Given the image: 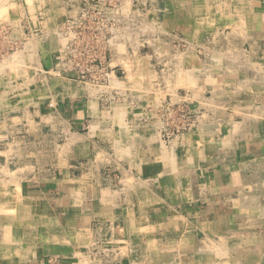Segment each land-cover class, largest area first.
<instances>
[{"label":"crops","instance_id":"obj_1","mask_svg":"<svg viewBox=\"0 0 264 264\" xmlns=\"http://www.w3.org/2000/svg\"><path fill=\"white\" fill-rule=\"evenodd\" d=\"M225 2L152 6L159 20L135 40L152 53L110 54V90L46 74L62 0H0V61L19 55L28 80L0 88V117L17 111L0 127L22 132L0 135V182L18 186L0 192V264H264V0ZM171 32L187 52L160 42ZM164 101L196 115L168 142Z\"/></svg>","mask_w":264,"mask_h":264},{"label":"built area","instance_id":"obj_2","mask_svg":"<svg viewBox=\"0 0 264 264\" xmlns=\"http://www.w3.org/2000/svg\"><path fill=\"white\" fill-rule=\"evenodd\" d=\"M67 13L54 30L62 46L54 54L53 68L46 72L93 87H108L112 67L107 62L119 30L117 0H70ZM42 71L40 70V73ZM116 93V92H115ZM264 99V96H262ZM260 105L263 106L264 102ZM161 132L170 141L188 131L196 115L186 103L166 104Z\"/></svg>","mask_w":264,"mask_h":264},{"label":"rangeland","instance_id":"obj_3","mask_svg":"<svg viewBox=\"0 0 264 264\" xmlns=\"http://www.w3.org/2000/svg\"><path fill=\"white\" fill-rule=\"evenodd\" d=\"M62 1H63V5L65 6V8L69 6L70 0H62ZM158 2H161V4H163V0H117V3H118L117 7L121 10L120 12L117 13V15H115V17H117V21L119 23V30L116 33V39H113L112 45H111V47H109L110 53L108 56V61H107L108 63H110L109 57H110V54H112V53L113 54L116 53V54L121 55V56H127L132 61L135 60L138 55H144L145 53L146 54L152 53V51L150 50L152 47H148L146 45V43H144V42L143 43L146 46L145 45H142V46L137 45L136 46L135 40L137 39L140 41V39L145 40V39L150 38V37H148V24L150 25L152 23V21L156 22L155 17H158V20H159V16H157L156 14L155 15H152V14L149 15L148 11H150L149 9H151L152 6L154 7ZM221 4L222 5L226 4L225 0H221ZM157 6H159V5L157 4ZM161 6H163V5H161ZM223 10L228 11L227 7H225V6L223 7ZM150 19H151V21H150ZM139 26H140L142 31L137 30ZM33 33H35V32H33ZM207 36L205 37L204 42H206L209 39V36L208 37ZM162 37H163V35H162ZM164 37H166V39L161 38L160 42L169 43L174 48L172 51L173 53H175V54L180 53L181 54L183 52H187V49H188L187 40H185V38L182 35L177 34L176 32H171V33H168L167 35H164ZM157 38H159V37H157ZM139 41H137V42H139ZM172 47H170V49ZM162 48L161 47L155 48V55L158 58H161V55H164V52L166 51L164 49L166 47H162ZM196 50H197L198 54H201V52H200L201 48H197ZM8 51H10V53H11V49ZM2 53H3V55H6V52L5 53L2 52ZM10 55H11V57H9L8 59H4V62H2L3 60L0 61L1 62L0 63V88L4 89V90L5 89L10 90L11 88H13V89H17L18 91H20V88H26L27 87L26 84H27L28 80L25 76L26 73L23 74L21 77L19 72H16V66H18V68H20V61H18L20 59L19 55L17 56L16 53H13V54L11 53ZM2 57L4 58V56H0V59H2ZM6 60L9 62L7 63ZM135 64L138 65V63H135ZM140 66H141L142 71L147 72V66L145 65L144 62H142V60L140 61ZM164 68H165L164 66H160L158 68V71H162V70H164ZM11 74H14L13 78L11 77ZM3 75L6 76L5 79L1 78V76H3ZM111 76H112V74H111ZM76 84H79L81 86H85L84 84H80L77 82H76ZM108 85L109 86L105 87V88H108L111 90L112 89L111 79H110V82ZM91 87L93 88V86H91ZM4 97L10 98L12 96L9 97L6 95ZM13 97H14L13 99L16 100L17 102L23 101V95L18 94V95H14ZM121 97L122 96L118 95V93L112 92L111 94H109V100H110L111 104L108 103V105H109L108 109L111 110V108L114 107L115 104H117L115 102L120 100ZM0 102H2V100H0ZM168 103L172 104V103H170V101H164L162 103V105H160V107H158L156 109V113L158 114L161 123L164 121V117H162L160 115V111H162L163 107ZM177 104H179V103H175L172 105L176 106ZM140 113L142 115H144L145 112L141 111ZM2 114H4V112ZM15 114H17L16 110H12L9 112L6 111L5 116H3V117L1 116L0 119L6 120L7 117L9 118L11 115L14 116ZM112 114L116 115L117 114L116 110H113ZM16 126H17V128H15ZM19 126H20L19 123L8 122L7 127H6V125H3L2 127H0V135H5L7 133L10 134L9 131L11 130L13 132L12 133L13 137L14 136L20 137L22 132H20ZM186 132L187 131H185L184 133H186ZM160 133H161L162 139H164V141L168 142V140H166L163 137L161 130H160ZM184 133H182V134H184ZM179 135H181V134H179ZM179 135H177L175 137L173 135V139H175ZM14 139H15V137H14ZM19 140L20 139L18 138V141ZM19 144L20 143H18L17 147H19ZM52 149H53L52 145H50L46 141V143L44 145V150L41 149L40 150L41 152L38 154V156L41 158H38V159L41 162L46 160V158L51 156V153L53 151ZM36 151H37V149L34 150V152H36ZM18 152H20V151L18 150ZM5 177L8 179L7 175H5V176L0 175V179H3ZM10 177L12 179L23 178L20 175H12ZM1 181L2 182H0V186H1L0 188H4V189L0 190V192L12 191V189H13L12 194L14 192H16V190H17L16 188L18 186L15 184V182L14 183H6V182L4 183L3 180H1ZM1 200H2V198H1ZM1 203H7V202H1ZM1 210H2V208H1Z\"/></svg>","mask_w":264,"mask_h":264},{"label":"bare ground","instance_id":"obj_4","mask_svg":"<svg viewBox=\"0 0 264 264\" xmlns=\"http://www.w3.org/2000/svg\"><path fill=\"white\" fill-rule=\"evenodd\" d=\"M195 11H196V10H195ZM198 11H199V10H198ZM202 12H203V11H202ZM121 46H122V45H121ZM184 79H185V78H184ZM63 83H64V82H63ZM119 143H120V142H119ZM119 145H120V144H119ZM119 151H120V150H119ZM121 155H122V154H121ZM28 220H29V219H28ZM40 223H41V222H40ZM20 225H21V224H20ZM25 225H26V224H25ZM37 225H38V224H37ZM39 225H40V224H39ZM34 226H35V225H34ZM15 228H16V227H15ZM15 228H14V229H15ZM11 229H12V228H11ZM28 229H29V228H28ZM28 229H27V230H28ZM28 232H29V231H28Z\"/></svg>","mask_w":264,"mask_h":264}]
</instances>
